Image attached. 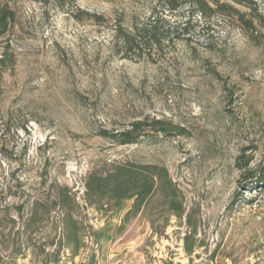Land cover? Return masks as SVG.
Here are the masks:
<instances>
[{"label":"rangeland","instance_id":"obj_1","mask_svg":"<svg viewBox=\"0 0 264 264\" xmlns=\"http://www.w3.org/2000/svg\"><path fill=\"white\" fill-rule=\"evenodd\" d=\"M209 1L207 18L188 5L168 17L180 33L189 21V46H141L128 58L116 28L161 13L159 0H0L16 16L0 37L2 264H264V187L236 165L264 161V0ZM146 118L189 135L147 128L120 145L97 134ZM127 163L166 168L185 217L156 194L120 233L133 201L96 208L86 182ZM188 218L200 245L191 257ZM106 226L113 237L95 240Z\"/></svg>","mask_w":264,"mask_h":264},{"label":"trees","instance_id":"obj_2","mask_svg":"<svg viewBox=\"0 0 264 264\" xmlns=\"http://www.w3.org/2000/svg\"><path fill=\"white\" fill-rule=\"evenodd\" d=\"M34 1L41 2V0ZM185 5H188L192 13H197L201 18H207V16L215 12L209 0H159V6L162 8L161 13L153 10L150 18L145 23L133 25L131 29H126L122 26L116 28L114 32L115 47L128 57L131 52L141 46L162 47L166 42L174 45L179 41L189 46V39L184 37L191 32L189 21L186 19L185 23H181L184 25L182 33L176 27L170 25L172 16L178 14L179 10ZM221 7L227 9L226 5H221L219 8ZM88 15L97 18V20L103 19V17L95 14ZM168 17L171 19L168 20ZM15 18V13L9 6L0 8V37L9 32V28ZM245 23L248 25V29L254 28L251 21ZM7 65V59L0 58V81ZM147 128L163 137H186L189 135L187 129L174 125L170 121L149 120L148 118L131 123L130 128L125 131L109 132L99 129L97 134L103 139L115 141L120 145L137 144L140 142V138L145 135L144 132ZM236 165L240 171H244L243 177L246 181L252 178L256 188L264 187V161L257 164L255 170L250 169L249 159L244 160V157H240ZM113 169V172L105 177L91 175L88 178L86 182V198L90 205H95L96 208L103 205L105 200L108 203L112 202L116 210H122L124 201H133L121 224L118 225L120 233L125 229V223L131 217L139 214L142 207L147 205L156 194H159L165 200L169 214H173L179 219L185 217L186 210L183 209L180 191L174 181H172L166 168L158 165L127 163V165H116ZM194 219H187L192 230L184 237V252L190 257L197 248H200L198 240L195 238L197 224ZM110 232L111 227L106 226L99 233L94 234L95 240L101 241L102 237L111 239L113 236ZM1 262L2 258L0 257V264H2Z\"/></svg>","mask_w":264,"mask_h":264}]
</instances>
